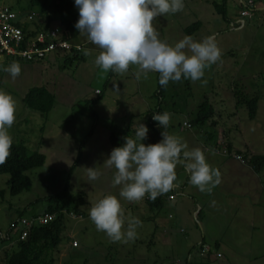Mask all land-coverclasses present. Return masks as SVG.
Instances as JSON below:
<instances>
[{
  "label": "rangeland",
  "instance_id": "obj_1",
  "mask_svg": "<svg viewBox=\"0 0 264 264\" xmlns=\"http://www.w3.org/2000/svg\"><path fill=\"white\" fill-rule=\"evenodd\" d=\"M35 1L33 6L32 0H0V4L16 12L33 8L40 13L44 4L51 12L57 11L56 4L65 5V0ZM223 1L184 0L183 11L153 22L159 39L171 46L190 36L186 29L200 23L191 34L193 40L212 37L222 52L201 80L170 81L162 95L157 72L148 73L147 79L141 75L139 80L135 65L123 74L103 72L94 63L101 50L80 32L76 40L70 39L84 45L82 54L91 50L83 62L64 67L63 57L52 55L44 62L0 57V90L17 101L16 120L9 130L13 144H23L30 153L46 158L43 167L27 173L32 187L18 196L10 194L9 176H0V250L16 248L20 231L11 232L12 223L20 217L43 215L48 199L69 183V195H84L83 216L77 220L66 217L65 241L53 264H264V169L255 172L251 167V172L233 157L215 152L226 133L236 149L264 155V14L251 12V17H242L236 9L238 0H228L227 21L214 7ZM75 11L79 13L78 8ZM74 15L58 13L60 20L53 24L62 26V17ZM238 21L245 24L233 29L231 22ZM13 61L21 66L14 80L4 71ZM36 87H46L55 95V107L48 115L24 104L25 95ZM254 96L260 101L252 121L242 101ZM205 102L214 109V116L182 131L185 123L192 125L196 120ZM158 110L171 114L169 134L181 137L189 150L201 148L207 162L221 172V183L208 194L191 185L189 173L178 165L177 187L165 194L160 210L151 209L147 195L139 202L120 198L122 186H113L116 170L104 166L111 151L123 146L125 137H134L135 126H146L149 115ZM142 143L147 146V139ZM95 167L101 175L92 181L85 168ZM191 193L199 199V210L189 198ZM109 194L121 200L126 215L142 221L134 242L114 243L90 220L92 204ZM202 244L211 256L202 253ZM216 251L223 257L213 256ZM0 264L6 263L0 260Z\"/></svg>",
  "mask_w": 264,
  "mask_h": 264
},
{
  "label": "clouds",
  "instance_id": "obj_2",
  "mask_svg": "<svg viewBox=\"0 0 264 264\" xmlns=\"http://www.w3.org/2000/svg\"><path fill=\"white\" fill-rule=\"evenodd\" d=\"M75 5L79 9L75 27L101 50L94 63L103 72L123 74L135 65L137 80L141 75L147 79L148 73L157 72L160 86L166 88L170 81L201 80L205 69L221 58V49L212 37L197 42L186 36L174 46L159 39L153 22L157 17L183 11L184 0H75ZM90 54L91 50L84 51L85 56ZM4 71L14 80L20 75L21 66L13 61ZM16 113L17 101L0 90V165L11 155L13 137L9 130L15 123ZM152 119L166 129L171 114L158 112ZM148 131L142 123L135 126L134 137H125L124 145L114 148L104 163L116 170L113 186H122L120 198L139 202L146 195L155 200L170 192L177 187L178 165L184 167L190 184L202 193L211 194L221 183L220 170L207 162L201 148L189 150L181 137L166 131L161 133V142L146 146L142 141L147 139ZM85 170L92 181L101 175L96 167ZM89 218L114 243L134 242L138 227L143 226L139 218L126 215L121 200L111 194L92 204Z\"/></svg>",
  "mask_w": 264,
  "mask_h": 264
},
{
  "label": "trees",
  "instance_id": "obj_3",
  "mask_svg": "<svg viewBox=\"0 0 264 264\" xmlns=\"http://www.w3.org/2000/svg\"><path fill=\"white\" fill-rule=\"evenodd\" d=\"M36 1L32 0L31 6L34 5ZM216 11L222 15L223 19L228 21V9L227 0L223 1L222 5L214 3ZM11 8V7H10ZM42 11L34 12L33 8L29 10H22L20 17L26 20V25L24 28L26 36H36L49 29L51 26L57 25V15L61 14H76L74 18L62 17V24L66 27L69 39L76 40L79 31L76 29L75 25L79 20V13L75 11L77 8L75 5V0H65V5L56 4V12H51L47 5H42ZM74 12H71L73 11ZM28 13H27V12ZM35 13L36 18L33 21H27V15ZM60 20V19H59ZM200 23H196L186 29V33L191 36L192 32L199 28ZM70 39V40H71ZM51 56V55H50ZM52 56L63 57V66L67 67L73 65L74 63L83 62L85 59L84 54L81 53H71V52H58L52 54ZM49 57V56H48ZM47 57V58H48ZM46 58V59H47ZM10 59V58H8ZM46 59L36 61L44 62ZM20 60V59H19ZM159 95L163 93V87H161ZM260 101L259 96H254L250 99L244 98L242 101L245 103L248 110L249 120H255L258 114V104ZM55 95L50 92L46 87L32 88L24 97V104L26 108L38 112L41 115H48L55 107ZM161 113L158 110L155 113L149 115L146 127L149 129L147 134L148 144H156L162 140V131L169 133L168 128H161L158 122L152 119L153 114ZM214 109L209 105L208 102L203 103L199 107L198 116L196 120L192 123L194 125H202L205 121L209 120L214 116ZM113 145H117V142L110 137ZM124 143V142H123ZM124 145V144H123ZM224 145L228 154L230 155H240L246 165L252 167L256 172H260L264 169V155H252L249 151L237 150L234 144L227 138L226 133L223 134L222 139L215 146L216 150L221 149ZM46 158L40 153H30L26 146L23 144H13L11 148V155L7 158L6 163L0 165V176L8 175V186L10 194L12 196H18L24 191H28L32 187V181L27 176V173L35 168L43 167L45 165ZM78 162V161H77ZM72 167L71 170H73ZM69 183L66 185L65 189L54 196H51L48 201L49 205L45 213L53 214L56 219L45 226L33 228L28 236L22 240L18 241L16 248L8 247L3 249L0 255V260L6 264H53L56 260V253H58L60 246L65 241L64 229L66 223V217L68 215L80 218L83 213L80 210L81 205L84 204L85 198L83 194L69 195L68 194ZM165 194L157 197L155 200L146 199L148 205L151 209L160 210L163 206V199ZM24 217H20L22 219ZM19 219V220H20ZM74 219V220H77ZM204 244L200 246V250L204 249ZM75 248V247H74ZM217 252V251H216ZM218 254V253H216ZM209 256V255H206Z\"/></svg>",
  "mask_w": 264,
  "mask_h": 264
},
{
  "label": "built area",
  "instance_id": "obj_4",
  "mask_svg": "<svg viewBox=\"0 0 264 264\" xmlns=\"http://www.w3.org/2000/svg\"><path fill=\"white\" fill-rule=\"evenodd\" d=\"M253 9L254 1L246 0L242 3L240 15L249 18L251 17L250 13ZM20 15V13L14 11L12 8L0 4V57L17 58L27 62H34L46 59L48 56L60 51L74 54L81 53L84 50V45L77 44L69 39L67 29L64 25L51 26L46 31L33 37L26 36L24 31L26 20L22 19ZM26 15L27 21L35 20L37 16L35 13ZM243 24L240 23L239 27ZM190 128H192V125L185 123L181 130L186 131ZM216 153L229 155L224 145L221 146V149L216 150ZM231 157L241 164L246 165L244 159L240 155L235 154L231 155ZM146 199H149V197L147 196ZM169 199L173 200L174 196L170 195ZM72 218L76 219L77 217L72 216ZM55 219L56 216L49 213L31 219L22 218L18 222L11 224V232L19 230V241H22L33 228L48 225ZM6 238L9 240L10 236L8 235ZM73 247H78L77 241L73 243ZM1 251L2 250H0V253ZM202 253L205 255L212 254L209 248L206 250L203 249ZM215 256L217 258L223 257L219 253L215 254Z\"/></svg>",
  "mask_w": 264,
  "mask_h": 264
},
{
  "label": "crops",
  "instance_id": "obj_5",
  "mask_svg": "<svg viewBox=\"0 0 264 264\" xmlns=\"http://www.w3.org/2000/svg\"><path fill=\"white\" fill-rule=\"evenodd\" d=\"M246 0H238V3L236 4L237 5V7H236V5H235V7H236V9H237V11L239 10V14H240V12H241V10H242V3L243 2H245ZM254 1V9H253V11L252 12H260V14H264V0H253ZM229 4H228V0H227V9L229 8V6H228ZM228 12H229V9H228ZM240 23H244L243 21L241 22V21H238L237 23H232L231 22V24H232V27H233V29H237V26H239V24ZM238 24V25H237ZM245 24V23H244ZM243 24V25H244ZM243 25H241V27H243ZM240 28V27H239ZM235 147V146H234ZM236 149V148H235ZM238 150V149H237ZM250 152V151H249ZM252 155H257V154H254V153H252V152H250ZM243 165V164H242ZM241 166V165H240ZM246 166H248V165H246ZM242 167H244V166H242ZM249 168H245V169H247V170H250L251 172H252V170L250 169L251 167L250 166H248ZM256 172V171H255ZM200 194V193H199ZM170 195H173V194H170ZM201 195V194H200ZM189 198L191 199V200H193V201H195L197 204H198V210H199V206H200V203H199V199L197 198V196H196V194L195 193H191L190 195H189ZM259 202H260V200H259ZM258 205V203L256 204V206ZM259 207H261V206H259ZM200 210H202V209H200ZM217 253H219V254H221L219 251H217ZM222 255V254H221ZM209 256H211V255H209ZM208 256V257H209ZM213 256H215V255H213ZM216 257V256H215ZM217 258V257H216Z\"/></svg>",
  "mask_w": 264,
  "mask_h": 264
}]
</instances>
